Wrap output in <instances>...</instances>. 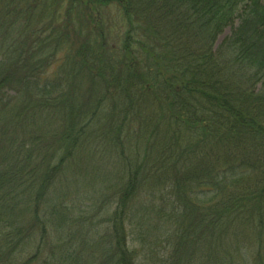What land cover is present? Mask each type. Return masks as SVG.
<instances>
[{"label":"trees","instance_id":"trees-1","mask_svg":"<svg viewBox=\"0 0 264 264\" xmlns=\"http://www.w3.org/2000/svg\"><path fill=\"white\" fill-rule=\"evenodd\" d=\"M109 3L0 0V264H264V0Z\"/></svg>","mask_w":264,"mask_h":264},{"label":"rangeland","instance_id":"rangeland-1","mask_svg":"<svg viewBox=\"0 0 264 264\" xmlns=\"http://www.w3.org/2000/svg\"><path fill=\"white\" fill-rule=\"evenodd\" d=\"M109 2L110 3L106 7L102 8V12L100 14L106 26L105 30L109 38L108 42L109 44H114L118 42V37L120 35L121 36L123 35L124 28L126 29L127 25L123 21V16H122L123 11L121 9V6L117 4V1H109ZM228 33H229V29H225L223 34H221L217 38L216 44L220 43L223 37ZM162 44H164V42ZM136 46H137L136 48L141 49L138 45ZM157 51L162 53H167L168 50H164L160 48V50L157 49L156 52ZM133 52L134 50H132L131 55L135 57ZM135 60L143 63L146 62L144 60V55L135 58ZM73 86L74 88L76 86L78 87V85H73ZM78 89L80 90L79 87ZM90 140L91 138L89 137V140L84 142L86 146L84 145L80 153L74 156V166L70 171H68V175L66 176L67 178L72 180L71 182L74 185H76L77 190L83 192L85 188L86 193H88L89 195L92 192L91 189L94 180L98 178L99 179L103 178V180H107L108 174L106 172L114 169L113 160L116 157V154L114 152L116 150L114 147H111L112 144L109 141L100 142L101 149H96L95 148L96 146L90 147L87 145V142H89ZM127 152L131 153L132 149L127 147ZM116 169L119 171H124L123 167L120 165H118ZM82 196H83L82 193L77 194L76 192H74L71 196L67 197L68 203L77 204L74 208L77 209L83 208L84 201L82 199ZM76 200L79 201L81 207L78 205L79 203H76ZM101 215L102 214L92 209H86L82 213V216L86 220L85 223L92 224L94 226H101L99 222V220L101 219ZM131 228L132 226L127 223L126 230L130 231Z\"/></svg>","mask_w":264,"mask_h":264},{"label":"water","instance_id":"water-1","mask_svg":"<svg viewBox=\"0 0 264 264\" xmlns=\"http://www.w3.org/2000/svg\"><path fill=\"white\" fill-rule=\"evenodd\" d=\"M106 1H117V2H119V1H121V0H106Z\"/></svg>","mask_w":264,"mask_h":264}]
</instances>
